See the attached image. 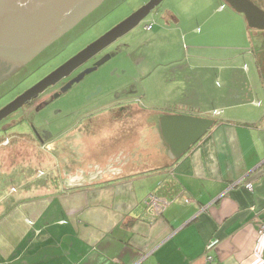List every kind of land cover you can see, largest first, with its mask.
Segmentation results:
<instances>
[{
    "label": "crops",
    "instance_id": "crops-1",
    "mask_svg": "<svg viewBox=\"0 0 264 264\" xmlns=\"http://www.w3.org/2000/svg\"><path fill=\"white\" fill-rule=\"evenodd\" d=\"M208 1L213 12L195 26L188 17L167 18L186 28L184 37L231 22L244 39L194 44L154 72L144 65L143 75L158 74L155 85L163 87L156 104L138 108L130 97L125 107L93 113L88 126L82 116L74 131L83 161L70 170L61 160L58 181L11 178L0 193V264H264V53L249 46L243 15ZM153 22L143 39L166 27ZM175 114L215 120L180 159L160 129V119Z\"/></svg>",
    "mask_w": 264,
    "mask_h": 264
},
{
    "label": "rangeland",
    "instance_id": "rangeland-1",
    "mask_svg": "<svg viewBox=\"0 0 264 264\" xmlns=\"http://www.w3.org/2000/svg\"><path fill=\"white\" fill-rule=\"evenodd\" d=\"M149 1H103L94 13L86 17L76 29L66 33L65 38H62V41L66 39L64 42L65 46L63 45L65 51L62 55L67 54L66 56H68L79 48L88 46ZM219 1L217 8L223 5L225 7L223 11L235 12L225 2ZM253 1L264 8L260 2L261 0ZM182 4V0H164L137 28L118 39L106 49L112 55L109 61L100 66L98 70L88 74L81 82L71 88L61 100L35 115L40 120L37 124L40 129H47L48 132L53 133L56 137L61 136V139L50 141L46 147H43L37 143L33 144L22 136L8 135L9 139L7 140L10 141V144L6 146L4 140L0 143L1 194L9 190L12 185V179L26 182L29 178L33 179L34 177L42 176L41 179L37 178L35 181L43 182L48 179L58 181L63 176L61 174L63 170L60 168L61 160L63 161L62 167L68 166L65 168L75 170L74 161L78 163L83 161V155L81 156L79 150L81 145L76 143L78 134L74 131L75 126L82 120L81 117L90 113V111L98 113L96 116L100 113H110V110L104 111L101 108V103L107 100L113 101L119 89L128 87L130 97L132 98L131 103L138 108L148 109V103L156 104V100L159 99L158 96H164L163 89L161 90L163 87L158 88V85H155L158 81V74L153 75L152 77L157 76L150 79L143 75L141 69L144 65L150 64L151 70L154 72L157 68L156 65L161 61H164L165 64H170L168 61L180 56L183 57L184 54L187 55L194 44H235L236 42L232 41L236 39L235 37L244 39L243 33L241 34L240 32L238 35L234 32L236 27L231 22L226 24L225 28L219 29V32L218 28L214 29L206 26L196 29L199 32L198 34H189L187 37H184L187 32L186 28L182 29L181 23L179 24L180 28H177L167 17L170 14L180 16L181 19L188 17L191 20L190 26H195L197 20L204 21L213 12V4L208 0H202L201 4L197 2V6L191 5L185 7ZM149 20L155 22H153V24H156L155 29H159L158 27H161L162 24L166 25L164 30L158 32L155 39H143V36L146 37L145 25ZM184 25L185 23L182 24L183 27ZM245 28L249 29L251 35L249 46L251 47L252 45L256 50H259L258 52L262 50L264 53V31L250 29L247 22ZM256 33L261 34L259 36L261 39H259ZM62 41L56 45L59 46ZM129 45H135V48L131 47L129 49ZM52 50L54 48L49 51ZM49 51H45L37 60L23 69L11 68L9 71L8 69L0 71V108L12 100L24 86L44 76L49 69L44 70L43 68H49L50 66L45 65L44 61L49 56ZM142 51L146 55L141 54ZM249 59L252 60L250 56ZM171 76L173 78L177 77L175 73H172ZM217 82L222 84L221 80ZM95 93L98 94L96 95ZM127 109H135V107L129 106ZM18 116L19 114H15L14 118L16 119ZM93 118L94 116L86 119V121L84 119V125L88 126L90 124L89 121L93 120ZM102 124V126H108L107 123L103 122ZM15 130L24 131L26 129L24 126H20L15 128ZM72 131L73 133L67 137H63L67 132Z\"/></svg>",
    "mask_w": 264,
    "mask_h": 264
},
{
    "label": "water",
    "instance_id": "water-1",
    "mask_svg": "<svg viewBox=\"0 0 264 264\" xmlns=\"http://www.w3.org/2000/svg\"><path fill=\"white\" fill-rule=\"evenodd\" d=\"M105 0H0V61L22 66L71 31ZM164 0H150L128 18L91 42L37 84L0 109V122L39 97L50 86L70 76L77 68L127 35ZM243 15L252 30L264 31V8L253 0H222ZM108 54L91 69L71 81L70 87L111 59ZM215 120L185 114L160 119L162 136L175 159L195 147L214 127Z\"/></svg>",
    "mask_w": 264,
    "mask_h": 264
},
{
    "label": "flooded vegetation",
    "instance_id": "flooded-vegetation-1",
    "mask_svg": "<svg viewBox=\"0 0 264 264\" xmlns=\"http://www.w3.org/2000/svg\"><path fill=\"white\" fill-rule=\"evenodd\" d=\"M260 2L264 6V0H261ZM94 11L92 13H94ZM78 25H76L72 30L76 29V27ZM65 35L62 36L59 40L55 41L53 44H51L49 47H47L45 50H43L37 57H35L32 61H30L29 63H27L25 65L13 66L10 63L0 61V71L1 72L4 71L5 69H8V71H9L11 68L23 69L24 67L28 66L33 61L37 60V58H39V56L41 54H43L45 51H47V50L49 51L50 49L54 48V50L49 51V53H50L49 56H47L46 60H44L46 63L45 65H50V66H49V68L44 67L43 69L44 70L49 69V70L44 74V76L39 78L37 81L32 82V83L24 86L21 89V91L19 93H17V95L12 98V100H14L17 96H19L20 94H22L23 92H25L26 90H28L29 88L34 86L35 84H37L45 76L50 74L52 71L57 69L59 66L64 64L67 60H69L70 58H72L78 52H80L81 50H83L85 48V47L79 48L77 51H75L74 53H70L68 56H66L67 54L62 55V54H64V51H65L64 42L66 41V39H64V41H62V38H65ZM60 41H62V43H60V45L57 46L56 44L59 43ZM108 54H111V53L109 51H106V49L103 50L100 54H98L97 56H95L94 58H92L91 60L86 62L85 64H83L81 67L77 68L70 76L63 78L56 85L50 86L49 88L46 89V91L44 93L40 94L39 97L32 100L31 102L26 104L23 108L19 109L18 111L14 112L13 114L9 115L7 118L2 120L0 122V137H2V138L7 137V139H9L8 135H19V136H22V137L30 140L33 144L37 143L38 145H42L43 147H46L47 143L50 141L60 139L61 136L56 137V135H54L53 133L48 132L47 129H44V130L40 129L37 126V124L40 122V120L37 119L38 116H35V115L39 114L38 113L39 111L46 109L50 105L55 104L56 102L61 100V98L71 88H73L77 84V83H75L70 87V83L72 80H74L78 75H80L82 72L86 71L87 69L93 68L99 60H101L103 57H105ZM117 92L118 93H116V96L113 95L114 96L113 101L107 100L106 102L103 101L101 103V106H102L101 108H103L104 111H106V110L107 111L108 110L114 111L117 108L125 107L129 103L128 99L130 98V93H129L128 87H124L122 89H119V91H117ZM95 94L97 95L98 93H95ZM107 98H109V97H107ZM12 100H10L9 102H11ZM8 103H6L5 105H7ZM24 108H26V109H24ZM93 113H96V112L90 111V113L86 114L85 118H84L85 121H86V119L94 116ZM15 114H19L18 118H16V119L14 118ZM84 119H83V121H84ZM20 126H24L26 130H24V131L15 130V128H18ZM7 139L4 143L6 146L10 144V141Z\"/></svg>",
    "mask_w": 264,
    "mask_h": 264
},
{
    "label": "built area",
    "instance_id": "built-area-1",
    "mask_svg": "<svg viewBox=\"0 0 264 264\" xmlns=\"http://www.w3.org/2000/svg\"><path fill=\"white\" fill-rule=\"evenodd\" d=\"M152 27H153V25L150 24V25H148L146 28H147L148 30H150V29H152ZM215 114H216V115H219L220 112H216ZM236 184L238 185V183H236ZM236 184H235V185H236ZM245 187H246V189H248V190H250V191L253 190V185H252V183H248V184H246ZM148 205H149V206H154V207H156V208L158 207V205H157V197H155V195H150L149 200H148ZM258 235H259L260 238H261V237H264V224H262L261 228L259 229V231H258ZM218 245H219V240L212 241V242H210V243L208 244V246H207V250H208V251H210V250H214ZM207 260H208V261H211V260H212V256L208 255V256H207Z\"/></svg>",
    "mask_w": 264,
    "mask_h": 264
},
{
    "label": "trees",
    "instance_id": "trees-1",
    "mask_svg": "<svg viewBox=\"0 0 264 264\" xmlns=\"http://www.w3.org/2000/svg\"><path fill=\"white\" fill-rule=\"evenodd\" d=\"M6 139H7V137H0V143H2V141L4 140V141H6ZM53 182H56V180H54Z\"/></svg>",
    "mask_w": 264,
    "mask_h": 264
}]
</instances>
